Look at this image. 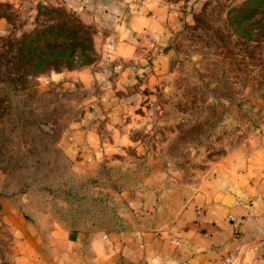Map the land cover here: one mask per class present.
<instances>
[{"label":"rangeland","instance_id":"rangeland-1","mask_svg":"<svg viewBox=\"0 0 264 264\" xmlns=\"http://www.w3.org/2000/svg\"><path fill=\"white\" fill-rule=\"evenodd\" d=\"M68 1L0 0V79H34L47 111L37 124L66 156L62 175L19 179L1 155L26 153L30 141L0 142L4 223L18 222L21 212L34 221L32 235L46 234L37 228L43 219L84 233L117 231L142 214L134 207L144 192L178 211L198 205L204 190L225 189L251 165L264 171L262 3ZM250 2L260 9L240 17L236 7ZM146 11L150 23L129 32L128 15ZM61 18L81 20L93 49L85 57L75 52L72 66L34 67L46 37L58 39L37 32ZM119 42L131 51L116 52ZM15 231L2 224L0 242L10 248Z\"/></svg>","mask_w":264,"mask_h":264},{"label":"crops","instance_id":"crops-1","mask_svg":"<svg viewBox=\"0 0 264 264\" xmlns=\"http://www.w3.org/2000/svg\"><path fill=\"white\" fill-rule=\"evenodd\" d=\"M150 8L156 13L155 3ZM128 16L129 32L152 19L147 11ZM125 43L119 42L115 51L129 53L131 45ZM241 176L225 189L204 190L198 205L178 211L158 204L151 190L144 192L139 207L133 203L142 214L137 212L131 227L117 231L84 233L43 219L35 223L46 234L32 235L34 221L16 212L18 222L0 218V226L16 230L10 248L0 242V264H264V171L251 165Z\"/></svg>","mask_w":264,"mask_h":264},{"label":"trees","instance_id":"trees-1","mask_svg":"<svg viewBox=\"0 0 264 264\" xmlns=\"http://www.w3.org/2000/svg\"><path fill=\"white\" fill-rule=\"evenodd\" d=\"M255 1H258L256 5L262 3L260 5L264 13V0ZM253 4L250 2L248 6L236 7V11L240 17L251 16L260 9ZM67 21L61 18L56 23L44 25L43 29L37 32L38 35L46 33L58 39L50 40L46 37L45 47L41 51L42 59L33 64L34 67L41 64L46 66L51 62L54 68H58L61 63L72 66L75 52L85 57V51L93 49L92 37L80 34L85 24L79 19L75 21L70 18ZM33 81V78L21 74H9L0 79V142L8 144L21 139L30 141L26 153L22 154L18 149L12 154H2L1 159L7 169L18 170L12 175L19 179L47 181L55 173L64 174L62 160L66 159V156L56 147L52 134L43 131L37 124L44 122L43 116L47 111L43 94ZM59 190L62 196L71 194L65 189ZM65 199L67 200L66 197Z\"/></svg>","mask_w":264,"mask_h":264}]
</instances>
